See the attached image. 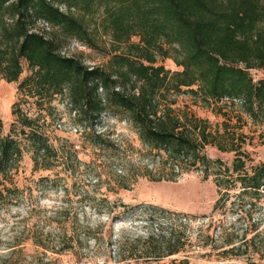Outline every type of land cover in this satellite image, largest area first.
I'll return each mask as SVG.
<instances>
[{
	"label": "trees",
	"instance_id": "16d2710c",
	"mask_svg": "<svg viewBox=\"0 0 264 264\" xmlns=\"http://www.w3.org/2000/svg\"><path fill=\"white\" fill-rule=\"evenodd\" d=\"M103 35L112 41L106 66L89 67L61 51L62 40L95 47ZM159 57L182 70L158 65ZM24 62L31 70L20 84L24 94L66 96L72 111L88 120L86 128L118 108L174 169L201 171L205 179L214 174L221 190L240 183L242 195L264 198V162L249 170L235 130L224 123L223 132L214 131L207 120L162 108L170 96L186 93L208 105L224 102L219 109L229 117L237 106L252 119L264 117V78L256 82L250 73L264 72V0H0V77L19 81ZM13 114L10 134H4L0 115V209L23 200L15 176L26 153L34 170L53 169L59 158L39 119L20 108ZM208 146L233 153L232 169L210 158ZM32 244L43 245L35 239ZM12 248L4 263L13 258ZM178 252L173 246L167 254Z\"/></svg>",
	"mask_w": 264,
	"mask_h": 264
},
{
	"label": "rangeland",
	"instance_id": "374dc122",
	"mask_svg": "<svg viewBox=\"0 0 264 264\" xmlns=\"http://www.w3.org/2000/svg\"><path fill=\"white\" fill-rule=\"evenodd\" d=\"M101 37L95 47L62 40L61 51L89 67L106 66L112 41ZM158 65L182 70L170 58L159 57ZM250 73L256 82L264 78L262 70ZM30 74L24 62L19 81L0 77L3 132L11 133L13 111L20 108L39 119L59 158L53 169L34 170L31 154H25L15 176L23 200L0 209V264H77L114 256L125 264H264V198L242 195L240 183L221 190L214 174L205 179L201 171L174 169L164 153L150 150L118 108L86 128L88 120L72 111L66 96L21 92ZM223 103L208 105L182 93L163 101L162 108L170 105L176 114L207 120L214 131L223 132L227 123L237 133L236 145L249 155L250 170L264 162V117L252 119L239 106L226 116L219 109ZM206 151L232 169L233 153L214 146ZM151 233L154 238L148 239ZM33 239L43 245L32 244ZM10 246L15 254L4 263V255L14 249ZM173 246L179 252L168 255Z\"/></svg>",
	"mask_w": 264,
	"mask_h": 264
},
{
	"label": "built area",
	"instance_id": "2783aa9c",
	"mask_svg": "<svg viewBox=\"0 0 264 264\" xmlns=\"http://www.w3.org/2000/svg\"><path fill=\"white\" fill-rule=\"evenodd\" d=\"M82 47L85 48V46H82ZM115 258H116L115 256L109 259L95 258V259H91L88 261H81L77 264H125L124 262L118 261Z\"/></svg>",
	"mask_w": 264,
	"mask_h": 264
}]
</instances>
